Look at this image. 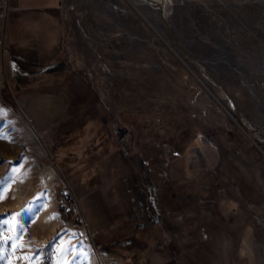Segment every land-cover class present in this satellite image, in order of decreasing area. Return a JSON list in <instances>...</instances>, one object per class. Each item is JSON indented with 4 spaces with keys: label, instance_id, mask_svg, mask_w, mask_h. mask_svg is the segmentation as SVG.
<instances>
[{
    "label": "rangeland",
    "instance_id": "374dc122",
    "mask_svg": "<svg viewBox=\"0 0 264 264\" xmlns=\"http://www.w3.org/2000/svg\"><path fill=\"white\" fill-rule=\"evenodd\" d=\"M56 14L55 70L0 58V264H264V0Z\"/></svg>",
    "mask_w": 264,
    "mask_h": 264
},
{
    "label": "crops",
    "instance_id": "0c3cea01",
    "mask_svg": "<svg viewBox=\"0 0 264 264\" xmlns=\"http://www.w3.org/2000/svg\"><path fill=\"white\" fill-rule=\"evenodd\" d=\"M59 4L60 0H5L2 68L18 65L28 75L55 70L63 45ZM102 224L87 227L98 235Z\"/></svg>",
    "mask_w": 264,
    "mask_h": 264
},
{
    "label": "snow or ice",
    "instance_id": "6c2138e0",
    "mask_svg": "<svg viewBox=\"0 0 264 264\" xmlns=\"http://www.w3.org/2000/svg\"><path fill=\"white\" fill-rule=\"evenodd\" d=\"M6 115L5 110L0 109V119H3V117ZM6 135L2 132H0V139H6ZM22 231V229H21ZM67 234V233H66ZM15 239H13L12 243H15ZM5 246V242L3 240H0V248H3ZM73 251L76 252V258L72 261V264H84V261L87 259V257L84 255V253L81 251V246H77L76 248H67L62 255H68L71 254Z\"/></svg>",
    "mask_w": 264,
    "mask_h": 264
},
{
    "label": "built area",
    "instance_id": "2783aa9c",
    "mask_svg": "<svg viewBox=\"0 0 264 264\" xmlns=\"http://www.w3.org/2000/svg\"><path fill=\"white\" fill-rule=\"evenodd\" d=\"M5 10V0H0V13ZM132 264V263H129Z\"/></svg>",
    "mask_w": 264,
    "mask_h": 264
},
{
    "label": "trees",
    "instance_id": "16d2710c",
    "mask_svg": "<svg viewBox=\"0 0 264 264\" xmlns=\"http://www.w3.org/2000/svg\"><path fill=\"white\" fill-rule=\"evenodd\" d=\"M124 251H126V250H124Z\"/></svg>",
    "mask_w": 264,
    "mask_h": 264
},
{
    "label": "bare ground",
    "instance_id": "6f19581e",
    "mask_svg": "<svg viewBox=\"0 0 264 264\" xmlns=\"http://www.w3.org/2000/svg\"><path fill=\"white\" fill-rule=\"evenodd\" d=\"M163 7V6H162Z\"/></svg>",
    "mask_w": 264,
    "mask_h": 264
}]
</instances>
